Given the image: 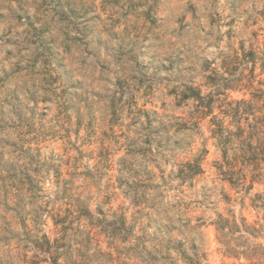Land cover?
Wrapping results in <instances>:
<instances>
[{
    "label": "clouds",
    "instance_id": "9594fccd",
    "mask_svg": "<svg viewBox=\"0 0 264 264\" xmlns=\"http://www.w3.org/2000/svg\"><path fill=\"white\" fill-rule=\"evenodd\" d=\"M0 264H264V0H0Z\"/></svg>",
    "mask_w": 264,
    "mask_h": 264
}]
</instances>
